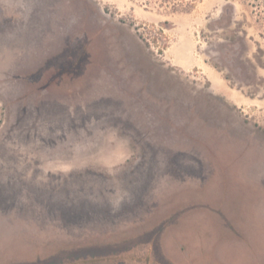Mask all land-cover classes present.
Returning <instances> with one entry per match:
<instances>
[{
	"label": "rangeland",
	"instance_id": "obj_1",
	"mask_svg": "<svg viewBox=\"0 0 264 264\" xmlns=\"http://www.w3.org/2000/svg\"><path fill=\"white\" fill-rule=\"evenodd\" d=\"M0 264H264V0H0Z\"/></svg>",
	"mask_w": 264,
	"mask_h": 264
},
{
	"label": "crops",
	"instance_id": "obj_2",
	"mask_svg": "<svg viewBox=\"0 0 264 264\" xmlns=\"http://www.w3.org/2000/svg\"><path fill=\"white\" fill-rule=\"evenodd\" d=\"M176 65H178V67H180L182 70H187L189 69L190 67H193V65L191 64V60L189 58H177L176 59ZM196 68L197 69H201L203 71L204 70H209V66L205 64V62L202 60L200 62V64L196 65ZM211 82V86H213V82L212 80H209ZM224 93V92H223ZM218 150V152H217ZM216 150V153L218 155L222 154L224 155V153L228 154V155H240L239 152H237L236 149H234L233 147H226V149L222 148V149H217ZM223 151H226V152H223ZM236 151V152H235ZM207 151L203 152V150L199 151L198 154L201 155V156H204L206 155ZM248 163V161H247ZM247 167H248V164H245ZM240 182H245L246 184H256V181L255 180H249L248 178H244L243 181H240ZM260 202V201H259ZM164 249V248H163ZM195 250V248L193 247V251Z\"/></svg>",
	"mask_w": 264,
	"mask_h": 264
},
{
	"label": "trees",
	"instance_id": "obj_3",
	"mask_svg": "<svg viewBox=\"0 0 264 264\" xmlns=\"http://www.w3.org/2000/svg\"><path fill=\"white\" fill-rule=\"evenodd\" d=\"M174 10H177V8H173ZM188 8H182V11H186Z\"/></svg>",
	"mask_w": 264,
	"mask_h": 264
}]
</instances>
